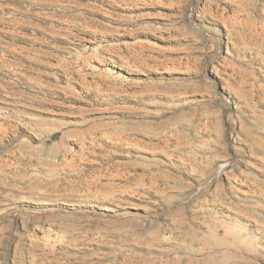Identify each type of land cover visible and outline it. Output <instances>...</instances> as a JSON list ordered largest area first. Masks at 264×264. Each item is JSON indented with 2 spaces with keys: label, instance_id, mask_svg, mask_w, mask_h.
<instances>
[{
  "label": "rangeland",
  "instance_id": "obj_1",
  "mask_svg": "<svg viewBox=\"0 0 264 264\" xmlns=\"http://www.w3.org/2000/svg\"><path fill=\"white\" fill-rule=\"evenodd\" d=\"M212 216L264 243V0H0V264H264Z\"/></svg>",
  "mask_w": 264,
  "mask_h": 264
},
{
  "label": "bare ground",
  "instance_id": "obj_2",
  "mask_svg": "<svg viewBox=\"0 0 264 264\" xmlns=\"http://www.w3.org/2000/svg\"><path fill=\"white\" fill-rule=\"evenodd\" d=\"M88 63H89V67L91 66L92 69H96L97 67L96 65L91 64L90 61H88ZM105 71L106 72L108 71V73L110 74L113 73L109 69ZM84 134L85 133H82V135ZM192 150L194 155L198 158L205 157L209 152L212 153L213 151V149H210V144L209 146L200 145L195 148H192ZM225 166H226L225 164H222L220 166L219 173L223 172ZM205 225H206V234L205 235L203 234L204 236L200 238L201 241L199 240L202 251L205 252L207 251L210 254H212L216 249H218L220 251V256H221V259L219 258V260L225 261L226 263L233 262L236 260L238 262V260L240 261L241 259H244L252 255L255 250L264 248V243L262 242L263 243V247H262V243L260 242L261 240L259 241V237L257 238V236L253 235V233L249 232L248 231L249 229L245 226V224H243L240 221L238 223L234 221H227L226 219L221 217L219 218L218 216L217 217L212 216L205 222ZM221 230H223V232ZM214 253L213 256L215 257L216 255H214Z\"/></svg>",
  "mask_w": 264,
  "mask_h": 264
}]
</instances>
